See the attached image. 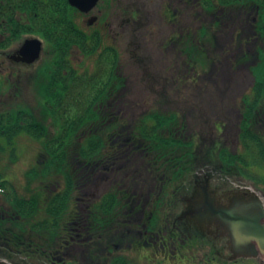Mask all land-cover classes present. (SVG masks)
Segmentation results:
<instances>
[{
	"label": "flooded vegetation",
	"instance_id": "af4514ba",
	"mask_svg": "<svg viewBox=\"0 0 264 264\" xmlns=\"http://www.w3.org/2000/svg\"><path fill=\"white\" fill-rule=\"evenodd\" d=\"M97 75L108 81L95 101ZM19 107L55 134L70 109L89 110L90 131L106 116L102 156L75 154L105 182L78 187L61 233V250L79 252L71 264L128 252L145 264H264L257 246L237 256L206 213L264 204V0H0V110ZM8 187L0 264H19L12 253L27 245L47 264V237L32 241L42 215L17 213Z\"/></svg>",
	"mask_w": 264,
	"mask_h": 264
},
{
	"label": "trees",
	"instance_id": "16d2710c",
	"mask_svg": "<svg viewBox=\"0 0 264 264\" xmlns=\"http://www.w3.org/2000/svg\"><path fill=\"white\" fill-rule=\"evenodd\" d=\"M103 93L104 90L100 91L98 96H102ZM75 111L77 112L76 115L69 116L71 119L70 122L60 120L61 125L57 126L58 136L57 138H53L49 126L42 123L41 116L37 117L32 114L31 112L33 111L24 107L12 110H0V153L6 154L10 152L14 154L17 144L16 138L23 135H28L35 140L43 141L45 152L41 154L44 160L37 163L28 172L27 176L33 181L46 176L65 174V178L69 184L64 191H61V189L43 191L40 188V190L38 189V193L31 194L29 197L21 196L18 193L14 194V204L16 205L17 213H21L22 215L26 213L42 215V217L44 215L41 220H37L36 218L32 219L35 222L32 224V231L37 234L38 238H41V235L47 237L49 259L51 252H54L53 256H55V252L61 250V233L73 228L68 225L71 219L66 218L68 212L69 214L73 213L72 208L69 210V205L72 203V201H69L70 190L72 188L71 184L75 182L80 183L82 180L81 174H84L81 172V168H76V150H78L77 153L81 156L79 159L82 160L92 161L102 156L103 140L90 138L85 144L80 143V141L75 143L72 131L79 130L85 124L89 117V110H84V113H81L80 110ZM50 112L54 116H57V111L51 110ZM87 172L88 170L85 173ZM8 182L1 175L0 171V191H3V193L9 191L7 190ZM82 182L80 185H82ZM85 182L87 183L88 181ZM65 222L66 224L64 225ZM67 234L70 235V233ZM56 239H58L57 242ZM29 246L27 245L26 249ZM112 262V264H124L120 259H114Z\"/></svg>",
	"mask_w": 264,
	"mask_h": 264
},
{
	"label": "rangeland",
	"instance_id": "374dc122",
	"mask_svg": "<svg viewBox=\"0 0 264 264\" xmlns=\"http://www.w3.org/2000/svg\"><path fill=\"white\" fill-rule=\"evenodd\" d=\"M258 1V0H257ZM151 69L149 68V66L146 67V69L140 71V75L138 77V82L139 81H143L144 82V75L149 72ZM96 81L97 83L95 84V88L93 91V97L95 98V101H97L98 99V93L102 90H104V87H106V83L108 81V76L106 75H101V76H96ZM140 84V83H139ZM69 116H74L77 114V112L75 110H68L67 111ZM81 112V110H80ZM82 113V112H81ZM39 117V116H37ZM100 120L97 119L96 120V127L93 129V131L91 129V125H92V121L91 122H85V124L77 131H72L73 132V137L75 139V143L80 141V143L85 144V142H87L90 138H94V139H98L97 137H92L95 134H100L103 139H104V144L102 147L101 151H106L105 147H106V139H105V129H107V127L104 125V122L102 121L103 119L106 118V116L103 114L99 115ZM70 122V121H68ZM147 127H152L154 125V121H147ZM160 125H162V123H160ZM94 130H97V132H94ZM83 133V134H82ZM80 134V135H79ZM79 135V136H78ZM52 136V134H51ZM103 139H99V140H103ZM16 150L14 154L7 152L6 154H2L0 153V171H1V175L9 181V187L10 190L15 194L18 193L21 196H25V197H29L31 194H36L38 193V191L40 190V188L45 191V190H59L61 189V191L66 190V188L68 187V181L66 180V176L65 174H59L58 176H46L43 177L39 180H33L31 181L29 179L28 172L31 171V169H33V167L43 161V156L41 153L45 152V146L43 145V141L40 140H35L30 136H23V137H17L16 138ZM109 144L107 146V150L109 149ZM175 150H182V147H180L179 145H175L174 146ZM111 152L113 153V150H111ZM94 157V156H93ZM92 157V158H93ZM81 158V156H80ZM81 160V159H80ZM100 166L103 165V163L99 164ZM102 168V167H100ZM98 173H94L90 176V174L88 175L87 173L81 174L82 176V181H88L87 183L91 182L92 183L90 185H88L86 187L87 191H92L94 189V187H99L101 188V185L105 182L104 177L100 180H96L99 178V175H97ZM89 178V180H88ZM82 182L86 183V182ZM80 183L75 182L73 184H71L72 188L70 190V202L73 200H75V197L77 195V192L79 190V186ZM89 188V189H88ZM39 189V190H38ZM91 197V198H90ZM92 199V196H89V200ZM72 203H70V207L71 208ZM87 202V201H85ZM83 204H85L84 202H80L79 208L82 211V207ZM75 209H77V205L74 207ZM44 217V215H43ZM42 217V218H43ZM71 217L69 212L67 213V217ZM161 220H163V215L160 216ZM37 220H41V218H38ZM36 221V220H35ZM34 221H31V224H34ZM66 224V222L64 223V225ZM37 234L32 233V241H36L37 244H41L44 243L42 238H38L36 237ZM35 237V238H34ZM31 239V238H30ZM58 239H56L57 242ZM29 241V240H28ZM27 242V239H26ZM31 247V246H30ZM32 248L26 249V251L20 253V252H16V253H12L13 255L11 256L12 259H15V262H18L19 264H38L40 259L38 256H40L39 253H34L31 252ZM65 253L64 258H66L67 260H69V262H71L72 260V254H77L79 255L78 250L76 249V247H70L69 249H62L60 250L59 255L62 256L63 253ZM116 259H121L124 264H145L144 261H141L140 258L138 257V254H134V252H128L126 255H113L112 259L114 260ZM111 260V261H113ZM113 263V262H112ZM47 264H53L49 259L47 261ZM71 264V263H69Z\"/></svg>",
	"mask_w": 264,
	"mask_h": 264
},
{
	"label": "water",
	"instance_id": "95a60500",
	"mask_svg": "<svg viewBox=\"0 0 264 264\" xmlns=\"http://www.w3.org/2000/svg\"><path fill=\"white\" fill-rule=\"evenodd\" d=\"M239 201L229 205L214 203L206 212L208 218L227 233L237 256H255L256 246L264 256V204L257 198L251 203Z\"/></svg>",
	"mask_w": 264,
	"mask_h": 264
}]
</instances>
